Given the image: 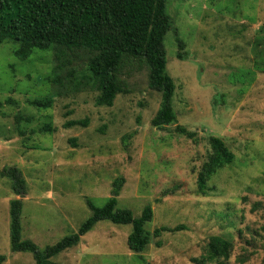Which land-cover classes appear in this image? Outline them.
<instances>
[{"label":"rangeland","instance_id":"obj_1","mask_svg":"<svg viewBox=\"0 0 264 264\" xmlns=\"http://www.w3.org/2000/svg\"><path fill=\"white\" fill-rule=\"evenodd\" d=\"M166 11L173 19L163 45L175 83L176 120L163 128L152 126L161 97L147 88L142 61L124 60L118 76L125 90L105 106L95 103L98 92L85 82V49L64 48V65L55 71L54 46L21 60L14 55L16 43L0 44V101H13L0 109L1 264H35L31 252L11 251V199L22 200L21 239L42 250L76 232L91 213L87 199L102 205L120 176L117 206L136 217L150 204L147 232L183 229L152 236L145 250L135 252L126 243L131 224L100 220L51 260L193 264L209 237L221 235L233 243L228 264H264V0H166ZM174 27L185 43L181 59ZM73 81L81 85L69 90ZM45 96L52 106L28 104ZM78 118H88V125L63 127ZM49 122L54 131L39 130ZM176 125L195 136L180 134ZM210 136L219 137L234 158L201 194L197 172L211 152ZM12 166L22 172L25 193L16 195L2 174Z\"/></svg>","mask_w":264,"mask_h":264},{"label":"trees","instance_id":"obj_2","mask_svg":"<svg viewBox=\"0 0 264 264\" xmlns=\"http://www.w3.org/2000/svg\"><path fill=\"white\" fill-rule=\"evenodd\" d=\"M172 26L173 19L166 11V0H0V44L5 41L16 43L14 55L21 60L28 58L34 50H49L54 46L55 71L64 65V48L85 49L89 53L83 60L84 72L87 73L85 82L90 83V87L98 92L95 97L97 105L112 106L116 95L125 90L118 76L124 60L131 57L142 61L147 67V88L158 91L161 97L151 121L156 128H163L176 120L172 104L175 83L166 69L163 45L165 34ZM173 32L178 49L176 56L181 59L185 56V43L175 27ZM79 85L80 81H73L69 90ZM55 94L62 95L66 92L56 90ZM12 102V99L0 101V109L4 103ZM52 102V97L47 96L28 100V104L39 108H48L52 106ZM67 114L68 112L65 116ZM20 118L16 117L17 123ZM88 123V118L67 119L63 127H86ZM39 130L51 132L54 128L49 122ZM176 131L189 138L195 136V131L183 125H176ZM209 144L211 152L197 172V190L201 194L205 193L207 181L217 170L231 164L234 158V154L219 137L210 136ZM2 174L10 178L16 195L25 193V179L16 166L3 169ZM123 183V177H116L112 181V195L100 206L87 199L91 213L77 231L42 250L31 240L21 239L22 200L11 199V251L31 252L35 264H60L51 260L52 257L78 244L81 236L100 220L131 224L126 243L135 252L145 250L152 236L158 237L163 231L183 229V225L162 226L151 233L147 232L144 225L153 217L150 204H146L136 217L130 209L117 206ZM155 244L159 247L161 241L158 239ZM232 250L230 238L211 235L204 252L192 257L191 261L193 264H228ZM5 259L6 256L0 254V264Z\"/></svg>","mask_w":264,"mask_h":264}]
</instances>
